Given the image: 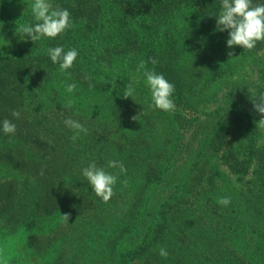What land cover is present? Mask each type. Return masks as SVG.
Returning a JSON list of instances; mask_svg holds the SVG:
<instances>
[{"label":"trees","instance_id":"obj_1","mask_svg":"<svg viewBox=\"0 0 264 264\" xmlns=\"http://www.w3.org/2000/svg\"><path fill=\"white\" fill-rule=\"evenodd\" d=\"M31 3L0 0V264H264V130L249 93L264 92V42L229 49L221 0H53L75 27L25 42ZM56 46L79 53L71 79ZM153 69L175 86L172 113L150 107ZM69 117L88 129L75 142ZM93 161L118 176L107 203L82 176Z\"/></svg>","mask_w":264,"mask_h":264},{"label":"clouds","instance_id":"obj_2","mask_svg":"<svg viewBox=\"0 0 264 264\" xmlns=\"http://www.w3.org/2000/svg\"><path fill=\"white\" fill-rule=\"evenodd\" d=\"M30 7L36 23L22 24L16 29L20 33L21 40L25 42L31 40L33 43H37L43 38L56 39L75 27L70 12L59 5H55L53 0H32ZM216 23L218 31L228 32L226 44L229 49L238 46L244 51L251 52L257 47L258 43L264 42V3H254L253 0H221V10L216 17ZM47 52L52 63L59 65V70L65 76V79H71L69 70L74 66L79 55L78 51L75 48L65 51L64 47L56 46L48 48ZM227 55L229 58L235 57V53L232 51H229ZM151 63L156 64L157 60L151 59ZM141 69H145V62L143 61L139 64L137 71L139 72ZM143 76L146 80V87L150 91V107L166 113L174 112L176 109L173 99L175 86L154 69L144 71ZM84 79L89 82V87H94L90 75L85 74ZM65 87L68 93H73L77 85L71 83L65 84ZM134 93L135 89L130 83L123 92V98L132 99ZM249 93H251L250 102L253 110L260 116L256 128L264 130V92L253 93L249 91ZM74 104L75 101L69 99L66 107L71 108ZM11 115L13 118L19 119L21 114L18 110H13ZM140 115L141 112L133 116L132 120L139 121ZM64 124L72 130L71 140L73 142L80 138L81 133L88 134V129L82 123L70 117L64 120ZM2 130L6 135L15 136L17 126L6 118L2 121ZM107 167L118 168L121 174L126 172L123 163L120 161L109 160ZM41 175H43V172H41ZM82 176L88 182L92 192L104 203L109 202L115 195L118 176L106 171L104 167H98L95 161L82 169ZM122 183L127 186V181ZM217 203L227 207L231 203V199L221 197L217 200ZM60 215L61 219L69 224L71 214L60 213ZM159 255L167 258L169 253L166 248L160 247Z\"/></svg>","mask_w":264,"mask_h":264},{"label":"rangeland","instance_id":"obj_3","mask_svg":"<svg viewBox=\"0 0 264 264\" xmlns=\"http://www.w3.org/2000/svg\"><path fill=\"white\" fill-rule=\"evenodd\" d=\"M19 9H20L21 12H23L24 11V6L22 5ZM262 53L263 52H260L259 55H261ZM253 71H256V69H254ZM39 264H41V263H39Z\"/></svg>","mask_w":264,"mask_h":264}]
</instances>
